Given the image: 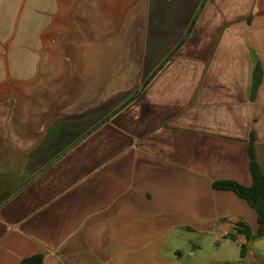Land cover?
<instances>
[{"label":"crops","instance_id":"1","mask_svg":"<svg viewBox=\"0 0 264 264\" xmlns=\"http://www.w3.org/2000/svg\"><path fill=\"white\" fill-rule=\"evenodd\" d=\"M253 157L264 0H0V264H257Z\"/></svg>","mask_w":264,"mask_h":264},{"label":"trees","instance_id":"2","mask_svg":"<svg viewBox=\"0 0 264 264\" xmlns=\"http://www.w3.org/2000/svg\"><path fill=\"white\" fill-rule=\"evenodd\" d=\"M253 174L255 176V184L251 188L243 187L234 182H219L215 184V187L218 189H227L234 191L240 197L245 199L253 208H255L259 213V221L261 224V231L257 236L248 235V242H252L257 238L264 237V177L261 173V170L254 160L253 157ZM247 231H250V228L244 226ZM241 256H246V246L241 247ZM22 264H42V257L36 256L30 259H26Z\"/></svg>","mask_w":264,"mask_h":264},{"label":"water","instance_id":"3","mask_svg":"<svg viewBox=\"0 0 264 264\" xmlns=\"http://www.w3.org/2000/svg\"><path fill=\"white\" fill-rule=\"evenodd\" d=\"M248 249L257 264H264V237L251 242Z\"/></svg>","mask_w":264,"mask_h":264}]
</instances>
